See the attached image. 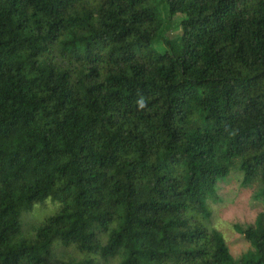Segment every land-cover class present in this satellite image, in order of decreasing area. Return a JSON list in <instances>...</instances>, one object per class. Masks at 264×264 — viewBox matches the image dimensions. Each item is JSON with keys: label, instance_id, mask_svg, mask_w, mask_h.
I'll return each mask as SVG.
<instances>
[{"label": "trees", "instance_id": "16d2710c", "mask_svg": "<svg viewBox=\"0 0 264 264\" xmlns=\"http://www.w3.org/2000/svg\"><path fill=\"white\" fill-rule=\"evenodd\" d=\"M163 8L182 16L171 39ZM234 168L263 203L234 224L239 259L210 210ZM57 248L58 264H264V0H0V264Z\"/></svg>", "mask_w": 264, "mask_h": 264}, {"label": "rangeland", "instance_id": "374dc122", "mask_svg": "<svg viewBox=\"0 0 264 264\" xmlns=\"http://www.w3.org/2000/svg\"><path fill=\"white\" fill-rule=\"evenodd\" d=\"M164 17L163 36L171 39L180 31L182 16L175 15L170 18L166 10H164ZM241 181L242 173L237 168H234L218 184L219 200L210 203L213 224L223 232L230 251L236 259H239L250 249V243L242 234L235 230L234 224L239 223L243 226L253 224L263 208L262 201L254 196L258 185H255L253 188H244ZM53 201L52 198H48L43 204H37L33 211L25 212L22 215L23 227L26 229L36 220L54 214ZM63 252L62 248L55 250L52 264H58L57 259H61ZM66 252L77 255L72 248L66 249ZM110 264H115V262L113 261Z\"/></svg>", "mask_w": 264, "mask_h": 264}, {"label": "clouds", "instance_id": "9594fccd", "mask_svg": "<svg viewBox=\"0 0 264 264\" xmlns=\"http://www.w3.org/2000/svg\"><path fill=\"white\" fill-rule=\"evenodd\" d=\"M141 106H143V104L141 103Z\"/></svg>", "mask_w": 264, "mask_h": 264}]
</instances>
